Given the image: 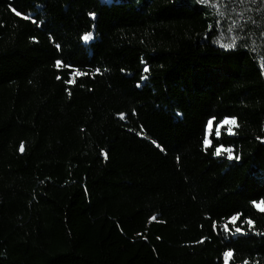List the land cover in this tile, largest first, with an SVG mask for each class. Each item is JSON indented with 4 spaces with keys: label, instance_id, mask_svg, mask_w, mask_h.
Masks as SVG:
<instances>
[{
    "label": "trees",
    "instance_id": "trees-1",
    "mask_svg": "<svg viewBox=\"0 0 264 264\" xmlns=\"http://www.w3.org/2000/svg\"><path fill=\"white\" fill-rule=\"evenodd\" d=\"M217 33L198 0H0V264H264V70Z\"/></svg>",
    "mask_w": 264,
    "mask_h": 264
},
{
    "label": "rangeland",
    "instance_id": "rangeland-1",
    "mask_svg": "<svg viewBox=\"0 0 264 264\" xmlns=\"http://www.w3.org/2000/svg\"><path fill=\"white\" fill-rule=\"evenodd\" d=\"M198 1L216 16L218 33L214 42L222 47L247 46L264 70V0ZM233 125L225 124L222 127L228 129Z\"/></svg>",
    "mask_w": 264,
    "mask_h": 264
},
{
    "label": "snow or ice",
    "instance_id": "snow-or-ice-1",
    "mask_svg": "<svg viewBox=\"0 0 264 264\" xmlns=\"http://www.w3.org/2000/svg\"><path fill=\"white\" fill-rule=\"evenodd\" d=\"M13 11L16 12L17 15H21L20 12L16 11V9H13ZM90 15H94V13H90ZM90 38H91V33H89V34H87V35L84 36V39H85V40H88V39H90ZM224 46H225V47H233V45H224ZM59 47H60V46L57 45V48H59ZM60 63H61V61L58 60V61H57V64H60ZM69 67H71V65H69ZM97 71H99V70H97ZM144 71H148V69L145 68ZM120 115H121V117L123 118V115H124V114L121 113ZM214 119H215V117H213L212 119H209L208 122H207V127H208L209 130L213 127V120H214ZM225 124H236V118H235V117H225V118L220 122V125H218L217 127L219 128V127H221V126H223V125H225ZM228 132H229V133H232V128H228ZM217 135H219V132H217ZM153 143H156V141L154 140ZM204 143H205V144H209V143H210V141L207 139V137L205 138ZM222 151H226V152L229 154V158H230V159L232 158V155H231V153H232V149H231V148H227V149H225L223 145H220L219 147H217V148H216V152H215L214 154H215V155H220ZM236 159H239V157H236ZM252 203H253L254 205H257V207L260 206L259 204H257V201H255V200H253ZM262 210H264V209H262ZM230 220H231L232 223H235L236 220H237V216H236V215H233L232 217H230ZM248 223H249V224H252V221H251V220H248ZM224 228H225V230H228V225L226 224V225L224 226ZM240 231H241V229H240L239 227H237V228H236V232H240ZM232 254H233L232 251H231V250H228V251H226V252L224 253V256H225V258L227 259L228 257H231Z\"/></svg>",
    "mask_w": 264,
    "mask_h": 264
}]
</instances>
